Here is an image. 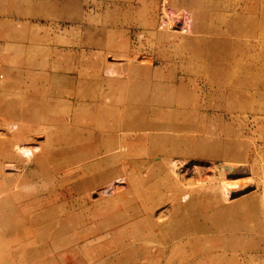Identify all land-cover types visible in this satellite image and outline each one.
Wrapping results in <instances>:
<instances>
[{"label":"rangeland","instance_id":"obj_1","mask_svg":"<svg viewBox=\"0 0 264 264\" xmlns=\"http://www.w3.org/2000/svg\"><path fill=\"white\" fill-rule=\"evenodd\" d=\"M149 75L253 85L200 101L180 122L221 138L172 139L165 174L147 177L155 165L94 157L91 123L168 138L142 110L95 111L124 86L143 97ZM0 264H264V0H0Z\"/></svg>","mask_w":264,"mask_h":264},{"label":"bare ground","instance_id":"obj_2","mask_svg":"<svg viewBox=\"0 0 264 264\" xmlns=\"http://www.w3.org/2000/svg\"><path fill=\"white\" fill-rule=\"evenodd\" d=\"M191 82H193L194 84L192 85ZM252 85H253V83H252L251 79L241 80V81H236L234 79H229V80H221L220 79V80H218V79H212L210 77L201 76V78L198 80L193 79V80L188 81V80H185L183 78L178 79V77H176V76H169V77H166L164 79V77L161 78L160 76L149 75L147 84H145L144 88H141V89L137 88V89L132 90L134 93L140 92L143 95L149 94V96L144 95L143 97H140V98L130 99L124 95L125 91H126L125 86H124V88L117 89L116 93L120 91V96L115 97L116 100L119 102V103H117L118 105H116V107L114 109H112V108L106 109L105 107H107V106H105L104 110H103V108H101V105L97 104V108L95 109L96 114H98L102 117L108 116L109 114H111V115H116V117H119V118L122 117L123 118V117L128 116V113H130V112H133L136 110L137 111L142 110V115L144 117L147 116L148 119H150L146 130L151 135H153L155 137L163 134V136H166L168 138H128V136H127L128 131H134L137 129L142 130L143 127L142 128L141 127L136 128L135 126H133V124L131 125L130 123H127V122L124 124V122H123L121 127L117 126V128H115V127H112V126H109V125L103 123L101 121L102 119L99 118L96 122L93 121V123H91L93 128L95 129V131L93 133L94 135L92 134L94 136L92 139L94 140V142H96V143L98 142V144H99L98 148L94 154V157H97V156L98 157L99 156L106 157V156L110 155L112 152L113 153L119 152L125 157L128 156L130 163L134 164L136 167L145 168L147 165H155V168H156L155 170H157V172L153 171V173H150V171H149L148 173H145V175L147 177L154 176V175L155 176H157V175L163 176V174H165L164 173L165 164H164V161L162 162L161 161L162 159H160V158L162 155L169 154L172 151V149L171 150L169 149V147L173 141L172 139L175 138L177 141H179L181 143L176 148V152H177V150H180V148H182V146H185V148H187L190 146L193 147V146L205 144L204 142L206 141V138H221V136H220V134H218L217 130H213V131L209 130L208 132H204V131L200 130L199 128H196L192 124L184 125V124H186V121L180 122V120L181 119L186 120L184 118H189L191 116V113L194 112L193 111L194 109L199 110L198 105H199L200 101L204 102L208 97H211V95H213V94L219 93V94L223 95V97H225V96L229 97V96H235V95L237 96L240 93V89H245V90H247V92H250L251 91L250 88L252 87ZM187 86H189V87L195 86V87H192L193 89H190ZM199 86H200V88H198ZM173 91H177L178 94H176V93L174 94ZM133 92H130V93H133ZM166 93H167V95H165ZM200 94L203 96L202 100H200V98H199ZM251 94H252V92H251ZM134 97H136V95ZM103 98H104L106 104L113 103L112 97L109 98L108 96L103 95ZM229 98H231V97H229ZM120 105H121V108H118V106H120ZM162 117H166L165 118L166 121L169 120L170 118L174 119V123L168 124L166 127H163V125H161L158 122V120L161 119ZM134 122H132V123H134ZM63 126H65V125H63ZM141 126H143V125H141ZM101 127L104 129H102ZM163 129H165V130H163ZM184 131H186L188 137L187 138L179 137V136L183 135ZM113 133L116 134L117 138H115L116 141L112 142V140H110L112 138H108V137H110L111 134H113ZM175 135H179V136H175ZM102 138H105V140H103ZM141 141H143L145 145H143L144 147L140 148L139 144L141 143ZM131 142H134L135 144H137L136 145L137 148L132 146L133 143H131ZM127 151L130 152L131 155H127ZM162 152H166V153L162 154ZM173 153H175V152H173ZM102 157H101V159H102ZM182 158H183V156H182ZM111 159H112V157H111ZM102 161H104V160H102ZM171 161L173 164V162L175 160H171ZM130 163L127 162L126 164L130 165ZM129 165H127V166H129ZM105 166H106V164H105ZM224 167H225L224 169H226V166H224ZM96 168H99V167L96 166ZM175 168H177V167L175 166ZM97 175H99V173ZM167 176L168 175H165L164 178H166ZM134 177H135V175H134ZM108 178H109V176H106L105 178H104V176H102L100 179L101 180H107ZM150 178H146L144 180L147 181ZM152 179H154V178H152ZM121 180H123V179H121ZM135 184H136V181H135ZM137 185L139 186V183ZM144 189H146V188H144ZM141 190H143V189H141ZM150 192L151 191L149 190L146 192L147 193L146 194L144 191V195L141 196L143 198L142 199V207L139 206L138 212L149 213L150 215L153 213L156 206H152L149 203V201H150L149 198H151V197L148 194H150ZM130 207H133V206H130ZM98 219L102 220L103 218L99 217ZM148 219L150 220V218H148ZM148 219L146 222H148ZM112 221L113 220L111 219V217H110V220H103L102 228L98 227L99 229H98L97 233L100 234L102 231H106L107 229L113 228L114 226L112 224L113 223ZM68 224H70V223H68ZM145 224H146L145 226H148L147 223H145ZM117 247L119 249H121L123 246L121 244H119ZM148 248L149 247H145L144 249L141 248V250H143L141 252H143V253L149 252ZM168 249H169V247H168ZM147 257H148V255H147Z\"/></svg>","mask_w":264,"mask_h":264}]
</instances>
